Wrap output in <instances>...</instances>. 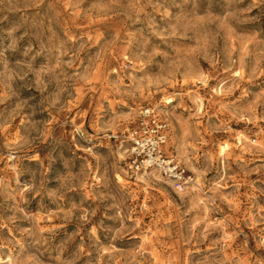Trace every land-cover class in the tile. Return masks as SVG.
<instances>
[{
  "label": "rangeland",
  "instance_id": "obj_1",
  "mask_svg": "<svg viewBox=\"0 0 264 264\" xmlns=\"http://www.w3.org/2000/svg\"><path fill=\"white\" fill-rule=\"evenodd\" d=\"M147 105L183 192L109 137ZM0 255L264 264V0H0Z\"/></svg>",
  "mask_w": 264,
  "mask_h": 264
},
{
  "label": "built area",
  "instance_id": "obj_2",
  "mask_svg": "<svg viewBox=\"0 0 264 264\" xmlns=\"http://www.w3.org/2000/svg\"><path fill=\"white\" fill-rule=\"evenodd\" d=\"M171 132L169 120L156 107L147 105L140 108L125 130L109 137L127 147L129 172L158 176L177 192H183L194 185V179L171 150Z\"/></svg>",
  "mask_w": 264,
  "mask_h": 264
},
{
  "label": "bare ground",
  "instance_id": "obj_3",
  "mask_svg": "<svg viewBox=\"0 0 264 264\" xmlns=\"http://www.w3.org/2000/svg\"><path fill=\"white\" fill-rule=\"evenodd\" d=\"M172 102H173V99H170V98H168L167 101H166L167 104H171ZM227 148H228L227 145L222 146V147H221V152H222V153L225 152V151L227 150ZM5 262H11V259H8V260L5 261ZM1 263H2V259H1V255H0V264H1Z\"/></svg>",
  "mask_w": 264,
  "mask_h": 264
}]
</instances>
